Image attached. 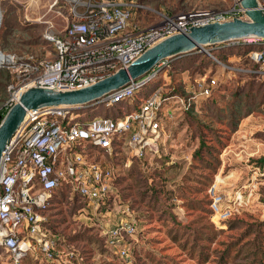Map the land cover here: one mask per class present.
I'll return each instance as SVG.
<instances>
[{
  "label": "rangeland",
  "instance_id": "1",
  "mask_svg": "<svg viewBox=\"0 0 264 264\" xmlns=\"http://www.w3.org/2000/svg\"><path fill=\"white\" fill-rule=\"evenodd\" d=\"M55 2L0 0V51L17 59L30 52L50 56L52 46L43 35L60 31L66 24L67 6ZM144 3L155 14L144 17L137 14L135 19L146 25L156 21L159 13L223 11L232 7L233 0H144ZM218 46H204L205 51L168 59V67L162 68L144 89L163 85L167 92L180 91L203 74H215L218 80L212 96L199 100L193 111L174 109L173 117L163 125L157 153L145 160L123 154V159L117 161L116 204L110 209L94 208L70 190H58L44 213L45 229L58 238L55 259L49 262L39 252H32L21 264H199L197 257L205 252L209 259L204 264H218L219 254L225 249L221 243L235 242L247 225L264 222V171L256 167L257 161L264 158V75L246 71L259 69L247 52L264 46V39L259 44ZM206 52L242 70L222 69ZM2 74H7V79ZM24 83L11 66L0 68V113L11 93L28 87ZM239 101L243 104V117L235 122L230 113ZM76 112L80 115L78 121L116 113L101 103ZM201 141L206 148L196 156ZM211 181L210 186L215 185L216 194L221 197L220 204L234 208L225 221L210 214L206 189ZM125 206L133 211L138 224L136 236L127 245L128 263L103 244V229L113 224ZM212 231L222 232L212 243L198 239ZM174 234L180 237L176 243L171 237ZM252 239L253 235L244 237L239 245ZM191 247L194 259L190 256ZM249 261L243 253L227 264H249ZM0 264H12L2 250Z\"/></svg>",
  "mask_w": 264,
  "mask_h": 264
},
{
  "label": "built area",
  "instance_id": "2",
  "mask_svg": "<svg viewBox=\"0 0 264 264\" xmlns=\"http://www.w3.org/2000/svg\"><path fill=\"white\" fill-rule=\"evenodd\" d=\"M55 1L65 4L67 13L62 30L43 35L52 46L50 56L30 52L17 59L0 51L1 56L10 57L8 62L0 61V68L11 66L16 77L26 81L23 85L28 87L57 90L86 87L126 68L146 49L169 35L190 26L244 16L238 0H233L232 7L223 11L159 13L156 21L144 25L135 19L136 15L144 17L154 13L144 0ZM259 2L264 8V0ZM261 41L249 38L225 44ZM206 53L222 69H239ZM247 56L259 69L246 71L264 75V46L249 50ZM167 63L168 60L162 61L147 75L104 97L100 103L114 109V115L78 121V109L72 107L44 108L27 114L1 157L0 250L12 264H21L32 252H39L49 262L55 259L58 238L45 229L44 213L58 190H70L88 206L111 208L118 198L116 168L123 154L145 160L157 153L164 134L163 125L173 117L174 109L188 112L199 100L209 98L218 86L215 74H203L194 78L190 87H184L181 95L167 92L163 85L144 90L162 68L168 67ZM23 89L11 93L3 110L7 111L17 102ZM207 193L212 214L220 221L231 217L234 208L220 204L215 185ZM137 227L133 211L125 206L113 224L103 229L105 248L128 263L127 245L136 236Z\"/></svg>",
  "mask_w": 264,
  "mask_h": 264
},
{
  "label": "water",
  "instance_id": "3",
  "mask_svg": "<svg viewBox=\"0 0 264 264\" xmlns=\"http://www.w3.org/2000/svg\"><path fill=\"white\" fill-rule=\"evenodd\" d=\"M245 18L233 17L227 21H214L190 26L185 31L169 35L146 49L126 68L97 82L74 90H57L39 86L23 89L16 103L0 115V173L1 157L5 146L31 111L72 107L82 109L100 104L111 92L125 87L130 81L140 79L164 60L202 50L204 46L258 38L264 39V8L259 0H238Z\"/></svg>",
  "mask_w": 264,
  "mask_h": 264
},
{
  "label": "trees",
  "instance_id": "4",
  "mask_svg": "<svg viewBox=\"0 0 264 264\" xmlns=\"http://www.w3.org/2000/svg\"><path fill=\"white\" fill-rule=\"evenodd\" d=\"M251 49H249V50H251ZM253 65H256V64H253ZM1 76H3V78H5V79H7V77H8L7 74H2ZM178 90H174V91L180 93V95H181L182 90H180V91H178ZM196 107H197V104L195 105V107H193L188 112L193 111ZM242 108H243V104H241L240 101L235 103V106L233 107V110L230 113L232 115V118L236 119L235 122L239 121L243 117ZM188 112H186V113H188ZM5 113H6V110H2L0 115L3 116ZM248 113H251L250 109H248ZM205 148H206V146H205L204 142L201 141V147H200V149H198V151L196 152L195 155L200 156L202 149H205ZM208 155H211V153L208 152ZM256 167L259 168L260 170L264 171V158H261L260 160L257 161ZM211 183H212V181L209 184H207L208 186H207L206 190H208ZM191 202H193V201H191ZM208 206H210V201L208 203ZM193 208H194V206H193ZM209 211H210V214H212L210 209H209ZM171 218L175 219L174 217H171ZM175 231L180 232L178 229H175ZM221 233L222 232L212 231L210 234L212 236H210V235L205 236L204 235V238L202 236H198V239H202L203 241H206L207 243H212L214 241L215 237ZM251 235H253L252 240H248L246 243L239 245L240 240H242L244 237H248ZM171 237H172L173 242H175V243L178 242L179 238H180L177 234H174ZM194 240L196 241L197 239H194ZM182 246H185V244ZM221 246H225L224 247L225 249L222 252H220V254H219L220 256H219V260L217 262L218 264H227L232 259V257L237 258L243 253L245 254V259L246 258L250 259L249 264H264V222H260L256 226L247 225V228L245 229V231L241 234V236L235 242L232 241V242H229L226 244L221 243ZM236 247H238V248H236ZM190 249H191V255L190 256L192 259H194V253H195L194 247H191ZM233 252L235 253L234 256H233ZM197 259H198L199 264H204L208 261L209 254H207L206 252L203 254H199Z\"/></svg>",
  "mask_w": 264,
  "mask_h": 264
},
{
  "label": "bare ground",
  "instance_id": "5",
  "mask_svg": "<svg viewBox=\"0 0 264 264\" xmlns=\"http://www.w3.org/2000/svg\"><path fill=\"white\" fill-rule=\"evenodd\" d=\"M10 59H2V56L0 55V61H9Z\"/></svg>",
  "mask_w": 264,
  "mask_h": 264
}]
</instances>
